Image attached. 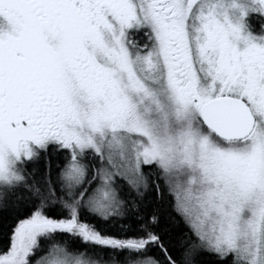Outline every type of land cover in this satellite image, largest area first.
Here are the masks:
<instances>
[{
  "label": "snow or ice",
  "instance_id": "1",
  "mask_svg": "<svg viewBox=\"0 0 264 264\" xmlns=\"http://www.w3.org/2000/svg\"><path fill=\"white\" fill-rule=\"evenodd\" d=\"M0 264H264V0H0Z\"/></svg>",
  "mask_w": 264,
  "mask_h": 264
}]
</instances>
